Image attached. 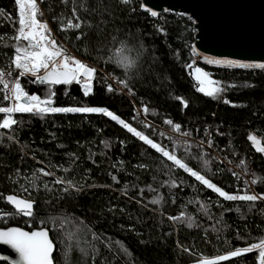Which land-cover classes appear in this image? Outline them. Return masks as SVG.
<instances>
[{
    "label": "trees",
    "instance_id": "trees-1",
    "mask_svg": "<svg viewBox=\"0 0 264 264\" xmlns=\"http://www.w3.org/2000/svg\"><path fill=\"white\" fill-rule=\"evenodd\" d=\"M42 3L57 38L68 50L126 80L136 102L148 107L147 117L169 131L146 127L133 99L100 69L88 95L82 82L50 86L32 82L31 76L20 77L26 92L41 97L54 92L53 107L107 109L174 151L224 191L242 195L243 178L234 176L233 168L196 140L208 123L212 148L234 163L244 160L246 168L253 165L256 191L264 194V152L258 151L260 143L264 145V68L197 60L192 53L194 20L173 11L153 17L141 9V0L128 4L86 0L88 12L80 9L77 0V12L85 24L67 32L61 31V23L71 18V0ZM0 13V69L6 71L14 67L10 58L18 18L16 0H0ZM81 32L86 35L77 40ZM122 56L133 66L123 68L118 62ZM189 65L202 69L218 82L212 86L224 91L217 97L200 92L197 73L193 78ZM107 85L114 91H108ZM2 97L0 90V107L6 104ZM5 117L0 114V119ZM14 119L17 123L11 130L0 129V197L19 194L36 204L33 215L26 217L0 198V211L15 212L8 225L49 227L57 244L55 264H198L201 256H219L264 239V201L220 197L102 113H16ZM165 120L179 124V132L191 137L177 142L175 130ZM250 136L261 142L254 143ZM202 159L210 161L207 169ZM40 169L54 176H45ZM57 178L72 181L80 190L63 192L66 185L53 183ZM170 181L179 187H171ZM45 184L52 190H45ZM158 197L163 199L153 204ZM182 213L184 222L169 219ZM188 216L194 221L191 228ZM241 262L259 264L258 252L218 264Z\"/></svg>",
    "mask_w": 264,
    "mask_h": 264
},
{
    "label": "snow or ice",
    "instance_id": "snow-or-ice-1",
    "mask_svg": "<svg viewBox=\"0 0 264 264\" xmlns=\"http://www.w3.org/2000/svg\"><path fill=\"white\" fill-rule=\"evenodd\" d=\"M43 2V0H40ZM69 0H62V3L67 4ZM71 18L67 20L66 24L61 23V31L67 32L68 30H80L85 24V21L81 20L77 12V0H71ZM122 4L130 3V0H120ZM18 6V18L14 20V25H16V34L12 37L15 41L14 53L11 59V66L18 70V75L15 79H9L12 76L11 72H5L0 69V90L3 91V100L9 101V106L0 107V114H6L5 118L0 119V129L11 130L13 125L17 121L13 118L14 113H36V114H46V113H67V112H77V113H102L105 116L110 117L112 120L117 121L121 124L128 132L134 134L146 145L154 149L157 153L161 154L162 157L171 161L172 164L185 172L189 173L196 181L201 183L208 189H211L217 193L220 197L228 201H248L255 203L258 200L264 201V194H249L247 189H244V194H229L222 188L218 187L210 179L206 178L205 175L201 174L199 171L193 170L189 167L187 163L183 162L177 157L174 151L166 149V147L155 142L148 135L137 131L136 128L132 127L129 123L120 119L117 115L108 111L107 109L97 108V107H76V108H60L53 107L52 97L55 95L54 92H50V95L41 99L37 95H30L24 90L20 83V77L31 76L34 78L32 82L47 84V85H70L73 82L80 84L83 80V89L85 95H88L92 88V81L97 75V69L90 67L88 64L82 62L80 59L75 58L68 54L67 50L63 45L59 44L57 40L53 37L51 29L48 27L47 21L42 20L44 13L40 8L38 0H16ZM86 0H80L79 7L85 12L90 11L86 6ZM3 13H0L2 16ZM153 17L157 16V12L151 11ZM75 21V22H73ZM90 26V25H89ZM86 33H79L76 37L77 40L83 39ZM2 39V38H0ZM118 52H123L124 49L120 48ZM207 59V58H206ZM120 65L127 69L133 66V62L127 57H121L118 61ZM208 63L239 67V68H264V63L262 64H243L238 63L233 60L226 59H208ZM191 67V65H189ZM197 73L196 79L199 83L198 90L210 97H217L219 93L223 92L224 89L221 87H215L212 85L218 82L212 81L208 74L203 72L202 69L196 68ZM124 88L128 89L129 93L134 94V90L130 87L129 83L125 81H120ZM107 90L112 92L114 89L111 85H107ZM182 99V98H178ZM183 106L187 107V102L182 101ZM144 113H148L149 109L145 105L143 108ZM165 123L171 125L173 129L177 132L181 130L179 124H174L171 120H165ZM146 127L151 128V124H147ZM185 135H190V133L185 132ZM207 135V133H206ZM11 139V137H9ZM250 140L254 143L256 141L255 136H250ZM211 141H209V147H211ZM190 146L185 148L188 152ZM258 151L264 152V147L258 148ZM202 163L205 169L208 168L210 163L209 160L202 159ZM237 167L245 169V161L241 160ZM40 171L45 176H54L53 173L47 172L44 169ZM234 176L239 178V174L236 172L232 173ZM115 180L116 178L113 177ZM258 178H254L251 183L255 184ZM54 184L66 185L62 188V191L67 193L70 190L79 191L80 188L77 187L72 181H65L63 178H57L53 181ZM171 187H179L175 181H170ZM245 181V184H248ZM45 190L51 191L47 184L44 185ZM27 191V189H25ZM155 191V189H153ZM6 199V201L11 204L16 212L27 217L33 215L34 207L36 202L32 199H23L15 195H8L7 197H0ZM163 197H158L151 202L153 204H159ZM6 215V214H5ZM170 220L182 222L185 221V214H181L178 217H169ZM55 223V218L52 220ZM188 227L194 226V221L191 216L187 217L186 220ZM198 226V225H197ZM98 238V237H95ZM0 243L11 245L17 252H19L21 259L24 264H54L53 253L55 245L53 240L49 237V230L42 229L39 231L27 232L18 228H10L7 230H0ZM188 251V249H184ZM258 252L259 264H264V239L259 243L251 244L244 248H238L226 255L216 257L214 259H203L198 261V264H218L219 261H228L234 257H241L249 252Z\"/></svg>",
    "mask_w": 264,
    "mask_h": 264
},
{
    "label": "water",
    "instance_id": "water-1",
    "mask_svg": "<svg viewBox=\"0 0 264 264\" xmlns=\"http://www.w3.org/2000/svg\"><path fill=\"white\" fill-rule=\"evenodd\" d=\"M141 9L148 11L150 15L151 11L157 12L155 17L166 11L189 15L194 20L196 29L192 53L199 61L208 63V59H226L243 64L264 63V0H141ZM189 70L194 78V67L191 66ZM33 94L41 99L47 98L41 97L37 92ZM256 141L261 142L257 137ZM259 146L264 147L261 143ZM10 195L30 199L19 194ZM10 228L27 232L48 229L49 237L55 245L54 259L57 244L49 227L28 228L17 224L0 226V230ZM0 261L24 264L19 252L3 243H0Z\"/></svg>",
    "mask_w": 264,
    "mask_h": 264
},
{
    "label": "built area",
    "instance_id": "built-area-1",
    "mask_svg": "<svg viewBox=\"0 0 264 264\" xmlns=\"http://www.w3.org/2000/svg\"><path fill=\"white\" fill-rule=\"evenodd\" d=\"M38 3L40 4V8H41V10L44 13V15H43V17L41 19L44 20V21H47L48 27L51 29V32L56 35L55 30L53 29V27L51 25V22H50L47 14H46V11L44 9L43 3L40 2V0H38ZM162 14H160L159 16H161ZM120 48L121 47H119L118 49H120ZM70 51H71V55L73 57L80 59L82 62L88 64L90 67H94L96 69L102 70L108 76V78L111 80V82H113L125 94H127L129 97H131L133 99L134 103H135L137 114L139 116H141L147 122V124L153 125V132H156L158 129L161 130V131H164V130L165 131H169L165 126H158L156 123H154L153 121H151L147 117V114L143 112V108L144 107L141 106L140 104H138L136 102V100L134 99V96H133L134 94L129 93L128 89H126V88L123 87V85L120 83V81H124V80H120L118 78V76L116 75V73L107 71L105 69V67L99 66L95 62H93V61H91V60H89V59H87V58L79 55L78 53H76L73 50H70ZM9 70H6L5 71V72H11L12 73V76L9 79H15L17 77V75H18V72H15V71L13 72V71H9ZM82 83H83V80H82ZM9 105H10V102L9 101H6V104L4 106H9ZM15 114L16 113L12 114L13 115V118H14V115ZM172 133H174L177 136L176 141L179 142V143H182L183 142V139L190 138L191 137L190 135H185V134H182V133L177 132V131H173ZM206 133H207V135H206ZM196 140H197L198 143H200L201 145H203L208 152L209 151H212L217 156V158H219V160L221 162H224V163L228 164L231 168H233V170L235 172H237L243 178L244 181H248L249 183L246 184V189L247 190L249 189V190L255 192L256 194H258L257 191H256V188H255V184H252L251 183V181L254 178H256L255 172H254V166L253 165H249L246 168V172H245V169L244 168L237 167V165L239 163H234V162L230 161L228 158H226L222 154L221 150H219V149H213L212 146L209 147V141H212V134H211V130H210V125L208 123H206L204 125L203 129L201 130L200 136H198L196 138ZM16 213H18V212H16ZM14 214H15V212H12V211H6V210L0 211V226H8V224L10 223V216H12ZM30 224H32V223H30ZM40 225L43 226L42 223ZM201 258L202 259H205L207 257L201 256ZM240 264H246V263L245 262H241Z\"/></svg>",
    "mask_w": 264,
    "mask_h": 264
},
{
    "label": "rangeland",
    "instance_id": "rangeland-1",
    "mask_svg": "<svg viewBox=\"0 0 264 264\" xmlns=\"http://www.w3.org/2000/svg\"><path fill=\"white\" fill-rule=\"evenodd\" d=\"M52 35H53V37L57 40V42H58L59 44L63 45V47L67 50L68 54L71 55V51L68 50V48L66 47V45H65L63 42H61V41L57 38V36H56L55 34L52 33ZM71 56H72V55H71ZM9 71H13V72L15 71V72H18V70L14 69V67H13L12 69H10ZM241 248H244V247H241ZM236 249H238V248H236ZM233 250H235V249H233ZM233 250H231V251H233ZM231 251L225 252V253L222 254V255H226V254H228V253L231 252ZM222 255H219V256H222ZM219 256H214V257H210V258H207V259H214V258L219 257ZM201 260H203V259H201Z\"/></svg>",
    "mask_w": 264,
    "mask_h": 264
}]
</instances>
